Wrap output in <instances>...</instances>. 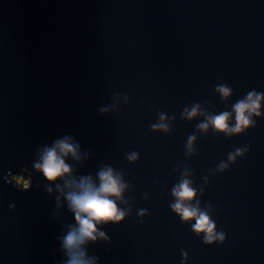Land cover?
Returning <instances> with one entry per match:
<instances>
[{
	"label": "water",
	"instance_id": "water-1",
	"mask_svg": "<svg viewBox=\"0 0 264 264\" xmlns=\"http://www.w3.org/2000/svg\"><path fill=\"white\" fill-rule=\"evenodd\" d=\"M252 92L264 94V0H0V264H67V194L106 168L126 185L110 197L125 216L97 225L85 259L264 264V98L239 133L208 123L227 112L234 127ZM65 138L79 159L49 181L35 165ZM20 170L25 185L10 180ZM184 180L223 241L173 210Z\"/></svg>",
	"mask_w": 264,
	"mask_h": 264
},
{
	"label": "clouds",
	"instance_id": "clouds-1",
	"mask_svg": "<svg viewBox=\"0 0 264 264\" xmlns=\"http://www.w3.org/2000/svg\"><path fill=\"white\" fill-rule=\"evenodd\" d=\"M217 91L223 97H228L231 90L226 86H220ZM264 98V94L256 92L249 93L245 100L234 105V112L236 114V125L229 127L230 114L225 112L218 116L208 118L210 123L217 131L226 133H239L247 128L251 123V116L255 114L260 115V101ZM199 106H194L191 111L185 109V115L191 119L197 115ZM163 120L164 117L161 116ZM208 123L201 124L202 129L208 128ZM167 130L166 125H158ZM189 140V148H191V140ZM70 138L58 141L51 148H45L40 156V161L36 163L35 167L41 171L45 178L49 181H56L63 179L66 174L70 173L69 165L65 163L64 157L71 154L73 157L79 159L77 151L79 145H74L69 142ZM241 154V150H237V155ZM135 154L129 157L134 160ZM229 159H234L230 155ZM221 167H225L221 165ZM100 179V186L96 187L90 177H82L79 184L76 185L78 191H71L67 194L69 207L75 213V219L79 225L78 228L71 230L63 239V247L68 252L69 260L67 264H94V260L85 259L86 253L81 246L86 244L89 240L95 241L97 235L101 238L104 233H98L97 225L107 222H119L124 219L125 213L121 211L114 200L110 197L119 199L126 185L123 184L118 174H114L111 168H106L98 173ZM75 182H66V186L71 187ZM177 198V203L172 205L173 210L177 212L182 220L190 221L196 220L193 226L197 233L205 234V242L212 243L219 239L223 241L224 236L215 234V224L211 222L206 213L200 212L198 208L191 207L186 204L196 196L195 190L190 186V181L184 180L179 184L173 192Z\"/></svg>",
	"mask_w": 264,
	"mask_h": 264
},
{
	"label": "rangeland",
	"instance_id": "rangeland-1",
	"mask_svg": "<svg viewBox=\"0 0 264 264\" xmlns=\"http://www.w3.org/2000/svg\"><path fill=\"white\" fill-rule=\"evenodd\" d=\"M10 180L12 181V183H22V184H26L28 181L27 176L24 174V172H22V170L18 171L15 174L10 175Z\"/></svg>",
	"mask_w": 264,
	"mask_h": 264
}]
</instances>
